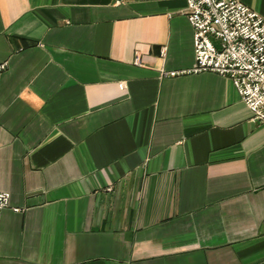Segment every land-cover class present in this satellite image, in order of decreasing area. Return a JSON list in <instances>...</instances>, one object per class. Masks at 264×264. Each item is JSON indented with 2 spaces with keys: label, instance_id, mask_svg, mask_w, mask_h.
Segmentation results:
<instances>
[{
  "label": "crops",
  "instance_id": "0c3cea01",
  "mask_svg": "<svg viewBox=\"0 0 264 264\" xmlns=\"http://www.w3.org/2000/svg\"><path fill=\"white\" fill-rule=\"evenodd\" d=\"M186 11L0 0V264H264V124L228 77L162 75Z\"/></svg>",
  "mask_w": 264,
  "mask_h": 264
},
{
  "label": "built area",
  "instance_id": "2783aa9c",
  "mask_svg": "<svg viewBox=\"0 0 264 264\" xmlns=\"http://www.w3.org/2000/svg\"><path fill=\"white\" fill-rule=\"evenodd\" d=\"M186 1L195 62L188 69H163L162 75L213 72L228 77L253 112V121L264 124V16L241 0ZM134 62L142 64L140 53ZM5 67L0 64V73ZM11 206V194L0 190V211Z\"/></svg>",
  "mask_w": 264,
  "mask_h": 264
}]
</instances>
